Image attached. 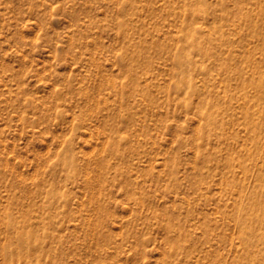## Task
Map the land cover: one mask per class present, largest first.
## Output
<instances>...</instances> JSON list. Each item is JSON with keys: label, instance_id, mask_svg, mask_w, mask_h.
I'll list each match as a JSON object with an SVG mask.
<instances>
[{"label": "rangeland", "instance_id": "rangeland-1", "mask_svg": "<svg viewBox=\"0 0 264 264\" xmlns=\"http://www.w3.org/2000/svg\"><path fill=\"white\" fill-rule=\"evenodd\" d=\"M261 69L264 0H0V264H264L222 182L254 183Z\"/></svg>", "mask_w": 264, "mask_h": 264}, {"label": "bare ground", "instance_id": "bare-ground-1", "mask_svg": "<svg viewBox=\"0 0 264 264\" xmlns=\"http://www.w3.org/2000/svg\"><path fill=\"white\" fill-rule=\"evenodd\" d=\"M182 1L184 3H188L189 5H193L195 11H201L202 4L204 5L207 0ZM200 33L201 29L199 25L196 24L190 27L182 26L180 29H178V33L176 34V36L185 39V42L187 41L189 46L196 48L198 46L200 47L201 44L195 42L194 38ZM180 51L181 50H178V53H180ZM117 56L119 58L121 57L120 54H117ZM176 65H179V62H176ZM262 70L264 69H261L260 71ZM185 77L186 76L184 75L181 77L179 76L177 78L176 84L180 85L181 87L187 88V91L198 90L199 85H196L192 80H190V78ZM245 81H248L251 87L254 88L257 85L260 87L264 86L259 80H248V78L246 77L241 79V83ZM245 96L246 95H244V97ZM255 97L256 99H264V91H261L260 94L259 91H257L252 95V98L255 99ZM213 104V101L205 100V102H202V104L198 105L197 107V114L205 120L204 125L206 126H209L210 124L221 123L222 121H224L223 118L220 119L219 115L214 113L215 111L212 109ZM244 108L245 109L243 110V113L245 112V115L249 117L248 120H245L244 125L245 128L250 132L251 136L249 137V139L256 151H247L246 157L249 159V161L247 163H244L243 165L240 164L239 172H241L244 176H252L254 178V183L253 185L248 186L247 184H245L244 178L235 177L236 174L234 172L231 178L224 179V181L222 182H224L225 184L234 185L237 188L236 190L238 192V197L235 199V206L237 210L235 224L239 230L237 238L243 245H245L240 252L241 255L239 256V259L246 257H249L250 259H257V255L264 254V148L261 147V143L259 140L260 136L257 129L260 126V122L254 121L255 118L253 114L255 113L249 111V105L245 104ZM257 109L258 116L264 117V106L257 107ZM199 131L203 133V126L200 127ZM209 131L210 130L208 128L207 132ZM257 159L260 160V163H258ZM255 160H257V163ZM228 164L229 166L235 165L234 160L230 161ZM6 223L11 224L8 219L6 220ZM8 224L7 227H10V225L8 226ZM16 233L14 232V234ZM20 234L19 236H22V234ZM25 236L26 235H24V237ZM19 241L20 240H18V243H21V241ZM2 249L3 252L13 258L15 257V254L18 255V253H20V251H12V249H10L8 246H4Z\"/></svg>", "mask_w": 264, "mask_h": 264}]
</instances>
